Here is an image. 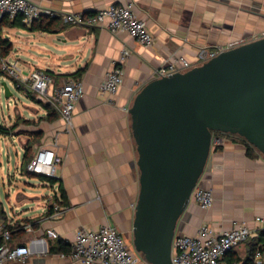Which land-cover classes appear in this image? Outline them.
Masks as SVG:
<instances>
[{
	"label": "crops",
	"instance_id": "1",
	"mask_svg": "<svg viewBox=\"0 0 264 264\" xmlns=\"http://www.w3.org/2000/svg\"><path fill=\"white\" fill-rule=\"evenodd\" d=\"M33 1L58 12L86 13L111 4L132 3L136 15L146 21L155 37L154 45L146 47L126 32L74 26L61 19L54 22L53 32L25 26L20 21L13 25L7 18L0 22V36L12 44L7 57L17 55L25 72L39 68L53 74L55 85L69 78L80 79L85 85L70 130L58 112L44 105L48 104L45 100L27 91L37 106L30 108L28 117L19 114L9 133L0 131V155L5 149L8 160L9 149L1 144L9 136H16L21 142L22 164L28 165L43 147L54 148L62 158L53 176L27 168V173L40 176L41 182L26 184L32 188L48 187L49 193L23 188L25 194L18 196L17 212H8L0 201V224L15 230L18 226L11 244L30 247L31 264H81L61 257L69 252L79 228L111 225L132 245L140 171L129 108L137 93L156 78L154 71L172 54L184 56L195 66L201 64L202 49L261 38L264 0ZM15 26L17 41L11 38ZM124 48L130 52L122 64L124 83L115 94H101L99 86ZM27 150L29 161L25 159ZM200 185L212 189L214 204L205 210L192 200L178 234L194 235L203 224L216 233L241 222L254 227L255 218L264 216V155L259 152L250 157L237 136L214 137ZM56 205L66 208L59 216L54 215ZM24 224L31 229H23ZM58 241L65 248L53 250ZM260 246H264V239L254 233L224 259L228 264H246L251 250Z\"/></svg>",
	"mask_w": 264,
	"mask_h": 264
},
{
	"label": "water",
	"instance_id": "2",
	"mask_svg": "<svg viewBox=\"0 0 264 264\" xmlns=\"http://www.w3.org/2000/svg\"><path fill=\"white\" fill-rule=\"evenodd\" d=\"M2 84L11 97L7 81ZM129 113L140 171L133 249L149 264H174L173 241L214 132L239 135L264 155V37L151 80Z\"/></svg>",
	"mask_w": 264,
	"mask_h": 264
},
{
	"label": "built area",
	"instance_id": "3",
	"mask_svg": "<svg viewBox=\"0 0 264 264\" xmlns=\"http://www.w3.org/2000/svg\"><path fill=\"white\" fill-rule=\"evenodd\" d=\"M3 16L11 21L20 20L25 26H32L46 16L61 19L69 25L107 28L112 33L126 32L146 47L155 43V37L148 29L146 21L136 15L132 3L111 4L98 11L86 13L58 12L44 8L33 0H0V18ZM247 42L241 39L226 46L202 49L199 53L200 62L203 63L225 50ZM129 54V49L122 50L119 60L107 72L99 86L101 94H115L119 91L124 83L122 64ZM192 66L193 64L184 56L172 54L164 65L154 71V75L156 78L169 76ZM0 79L10 80L17 88L40 96L59 113L67 128L69 130L72 128L76 103L85 94V85L82 80L69 78L62 84L55 85L53 74L39 68L25 72L17 59L12 60L1 54ZM61 160V156L54 148L43 147L34 155L27 168L35 173L53 176L55 166ZM192 200L202 209H209L214 204L213 191L211 188L197 185L192 191L190 202ZM65 209L64 206L56 205L54 215H61ZM255 222L254 227L241 222L230 230L220 233H216L209 225L203 224L194 235L178 234L173 241L172 262L174 264H228L224 260L228 252L248 241L254 233L264 231V216H257ZM23 229L30 230L31 226L24 224ZM0 236L2 237L0 264L17 262L31 264L29 262L31 248L23 244L12 245V232L4 224H0ZM261 248L262 246L258 247L255 252L256 264H264V251ZM61 257H68L72 262L81 264H149L129 245L123 233L111 225H103L98 229L79 228L69 252L61 254Z\"/></svg>",
	"mask_w": 264,
	"mask_h": 264
},
{
	"label": "rangeland",
	"instance_id": "4",
	"mask_svg": "<svg viewBox=\"0 0 264 264\" xmlns=\"http://www.w3.org/2000/svg\"><path fill=\"white\" fill-rule=\"evenodd\" d=\"M13 31L14 34H11V38L17 41V26L14 27ZM16 56L11 59L15 60ZM3 81V79H0V125L11 128L17 124V116L19 114L23 117H28L30 108L36 107L37 103L33 102L31 97L27 95L26 92L28 90L17 88L10 80H7V83L12 96L6 97L2 86ZM13 133L17 132L14 131ZM1 145L9 149L10 160L6 156L7 152L3 149L0 155V201L8 212H17L18 196L21 193L25 194L22 189L28 190L32 188L26 184V181L38 183L41 182V177L27 173V163L24 162L22 164V145L16 136L12 138L9 136L7 141H3ZM32 189L37 193L39 191L49 193L48 187L44 189L42 186H35Z\"/></svg>",
	"mask_w": 264,
	"mask_h": 264
},
{
	"label": "trees",
	"instance_id": "5",
	"mask_svg": "<svg viewBox=\"0 0 264 264\" xmlns=\"http://www.w3.org/2000/svg\"><path fill=\"white\" fill-rule=\"evenodd\" d=\"M5 18L8 19V17L3 16L0 22H3L5 20ZM9 21H10L11 24L17 25V23H19L20 20H14V21L9 20ZM55 21H56L55 18H49V17L45 16V17H42L38 22L34 23V27H36L38 29L45 30V31L53 32L54 31L53 24H54ZM11 47H12L11 42L9 40H7V39H3L0 36V49H1L0 50V54L3 55V56H7V54L9 53V51L11 49ZM44 105L46 107H51L49 104H44ZM0 131L2 133H9L10 132L9 128H6V127H4L2 125H0ZM221 134L234 135V134L222 133V132L216 131V132H214V137L217 136V135H221ZM234 136H237L238 138H240L244 142V144L246 145L247 154L250 157H254V156H257L259 154V151L252 144H250L245 138H243V137H241L239 135H234ZM218 147H220V146L218 145L217 148ZM25 159H27L28 161L30 160L28 158V150L25 153ZM6 228L11 230L12 237L14 238L15 231H17L18 226L16 227V230H15V228H12L10 226H7ZM260 236H261L262 239H264V231L260 232ZM1 243H2V237L0 236V244ZM58 244H59L58 246H56V245L52 246L53 247L52 249L54 250L56 247H58L60 249L65 248L64 244L61 243V241H58ZM261 249L264 250V246H262ZM256 250H257L256 248L251 250L248 258L246 259V264H254L255 263L254 256H255Z\"/></svg>",
	"mask_w": 264,
	"mask_h": 264
}]
</instances>
